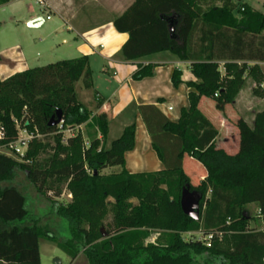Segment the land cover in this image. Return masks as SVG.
I'll return each mask as SVG.
<instances>
[{
  "label": "trees",
  "instance_id": "obj_1",
  "mask_svg": "<svg viewBox=\"0 0 264 264\" xmlns=\"http://www.w3.org/2000/svg\"><path fill=\"white\" fill-rule=\"evenodd\" d=\"M220 1L133 0L112 20L117 32L127 34L117 52L121 60L169 52L189 62V104L176 121L154 105L137 107L160 170L125 169V153L135 146L134 122L105 147L109 119L92 114L104 100L94 91L87 104L75 91L79 80L85 89L92 86L86 55L0 79V144L14 140L19 129L34 135L22 156L0 153V264H40L39 239L53 242L70 261L83 252L89 264H264V109L254 114L251 126L238 122L240 147L229 154L216 148L218 130L199 108L202 97L218 108L232 103L247 77L255 82L252 92L261 95L257 63L264 62V4L257 11L243 0ZM157 66L137 64L131 78L151 77ZM170 79L177 87L182 71L174 68ZM57 109L61 124L50 126ZM64 131H69L65 143ZM48 147L51 155L40 161ZM185 158L204 171L196 184L184 170ZM111 167L120 171L102 173ZM16 170L45 197L48 192L59 197L65 186L71 200L50 201L67 236L52 235L30 218L26 197L12 184ZM185 187L200 195L196 220L180 208ZM249 205L255 206L261 229L250 227ZM191 232L211 234L210 244L185 239Z\"/></svg>",
  "mask_w": 264,
  "mask_h": 264
},
{
  "label": "crops",
  "instance_id": "obj_2",
  "mask_svg": "<svg viewBox=\"0 0 264 264\" xmlns=\"http://www.w3.org/2000/svg\"><path fill=\"white\" fill-rule=\"evenodd\" d=\"M13 1L14 0H10L7 3ZM45 1L48 4L45 8L57 13L63 23L67 24V28L74 31L76 37H79L82 40V43L76 47L78 56L86 55L90 65L92 55L96 54L99 55L103 61L109 62V64L114 67V70L117 69L114 72L116 88L108 97H105L104 94L96 90L98 96L101 97L104 102L100 108L94 110L92 113L94 115L104 113L109 119L105 147H107L108 144L110 145L113 141H108V135L112 123L116 124L117 133L118 135H121L124 127L134 122L136 125L135 146L133 150L125 153V169L131 173L157 171L162 169L163 164L151 147L149 134L138 113L137 107L139 105H154L166 118L176 121L179 118L181 109L187 108L189 104L188 92L190 89L185 84V81L193 79L189 70V62L180 61L174 55L173 59L152 58V56H159V54L169 52L153 54L135 61H123L118 57L117 52L121 45L126 41L127 34L117 32L113 27L112 20L115 16L121 14L133 0H129L127 5L123 6L121 9L118 7H111L108 9L109 11L105 10L107 7H103L102 0ZM117 5L118 4H115V6ZM248 5L254 9L251 4ZM108 12L113 13L110 14ZM102 14H104V16L107 14L108 16L103 17ZM48 19H50V17ZM26 20L29 21L31 25L35 26H40L44 22V19L37 16L31 9ZM20 57H22L20 53H18V55L16 54L14 57L0 56V79L7 78L16 72L27 69L26 63L23 59H21V62H18ZM147 63L158 65L154 70V75L143 78L142 80H133L131 75L136 69V65ZM179 63H184L186 68L182 70L183 82L177 87H174L170 79L171 73L174 68H178ZM248 63L254 64L255 62ZM257 64L261 67V71L263 72V81L260 83V87L263 86L262 88H264V62H258ZM20 65H22L21 67L23 68H19ZM248 78L252 82V89L255 82L250 77ZM241 91L238 95H240ZM238 95L236 98L239 97ZM204 98L205 97H202L200 99L199 108L218 130V136L215 140L216 148H221L225 151V142H228V139L224 137L222 140L223 142H220L221 144L218 143L221 128H218L216 123H218L224 130L228 132L231 130L233 132H231V138L234 137V142L231 144H233L234 148L238 147V142L240 140L238 122L243 121L248 126H251L254 114L261 109H254L250 105L244 104L242 101H237V99H235V101L231 103V106L235 107L234 109L236 110V113L235 111L230 114L225 113V115L221 113L217 115L216 122H213V120L201 109L202 100ZM257 98L258 101H263L264 93ZM253 102L254 101H252V103ZM88 103H90V101H88ZM85 138H87V134ZM141 146L143 149H140ZM238 148L236 152L239 150ZM190 160L191 159L189 158L187 160L184 159V163ZM198 168L200 169L194 173V178H198L196 183H198V180L202 179L205 175L200 165H198Z\"/></svg>",
  "mask_w": 264,
  "mask_h": 264
},
{
  "label": "rangeland",
  "instance_id": "obj_3",
  "mask_svg": "<svg viewBox=\"0 0 264 264\" xmlns=\"http://www.w3.org/2000/svg\"><path fill=\"white\" fill-rule=\"evenodd\" d=\"M128 2L129 0H102V5L104 8L107 7V9H105L106 11H109L108 9L111 7H118L121 9L123 6H126ZM243 2L251 4L254 7V10H263L264 0H243ZM213 3L220 5L221 1L214 0ZM115 4L118 5L115 6ZM30 9L33 10L37 16L44 19L42 25H31V23L26 20ZM108 13L111 14L113 12ZM235 15H237L236 11ZM46 16H49L50 19H46ZM102 16L107 17L108 15L106 14L104 16V14H102ZM80 43H82V40L79 37H76L74 31L67 28V24L63 23L57 13L47 8H42L39 4L35 3L34 0H14L11 3L0 5L1 57H14L16 54L18 55V53H20L22 57L19 58L18 62H21V59H23L27 68L38 67L58 60L71 59L78 56L76 47ZM152 58L173 59L174 56L169 53H163L159 54V56H152ZM21 66L22 65H20L19 68H23ZM89 66L91 71V88L85 89L82 80H79L75 85L77 98L80 101H85L87 104L88 101H91L92 93L96 90L104 94L105 97L110 96L111 92L116 88L114 72L117 70H114V67L111 66L109 62L103 61L102 58L96 54L92 55ZM185 66L184 63H179L178 69L182 71L186 68ZM219 69L221 73H223V67L220 66ZM251 83V80L247 77L242 88L239 90V92L242 90L240 95H238L239 92L237 94L239 97L236 98V96L235 99H237V101H242L244 104L250 105L254 109L262 110L264 109V100L258 101L257 97L259 96L252 92ZM262 87L263 86L260 87L261 94L264 93V88ZM235 99L233 101H235ZM202 101L201 109L213 120V122H216L217 115L221 113L224 115L225 113L230 114L233 111L236 113V110L234 109L235 107L231 106V103L221 105V108H218L214 100L204 98ZM252 101L254 102L252 103ZM216 125L218 128H221L218 143L223 142V138L226 137L228 142H225V152L235 153L237 148L240 147V140L238 142V147L235 146L236 148H234L233 144H231L234 142V137L231 138L232 131L230 130V132H228L224 130L218 123H216ZM79 130L81 131L84 140H86V127L83 125ZM90 131L94 132V130ZM68 135L69 131L63 132V143L66 142ZM118 136L120 135L117 133L116 124L112 123L108 135V141L111 142L118 138ZM47 142H49L50 147L54 145L51 138H48ZM50 147L40 154V161L47 159L51 155L52 149ZM140 149H143L142 146ZM187 159L188 158H185V160ZM190 161L184 163V170L191 177L192 183L195 184L198 178H194V173L200 168H198V163L195 165L194 162ZM119 171V167H111L103 169L102 173L109 174ZM12 184L26 197V205L30 213V218L37 219L38 224L52 235L60 238L68 235L66 225L62 222L60 217L55 214L50 201L53 200L58 204H65L71 200V195L68 193L64 185L62 186L59 197L55 198L52 192H48L45 197L36 191L34 186L28 181L25 173L20 170L14 172ZM246 210L249 215L253 217L249 222L250 227L261 229L262 224L258 222L256 218L257 211L255 206L249 205ZM109 220L110 216L106 218L105 222H108ZM101 232L104 234L105 230L101 228ZM157 236L158 233L156 232L151 236V239H154ZM189 237L196 238L198 237V234H196V232H191L184 236L185 239ZM38 246L40 264H89L83 252H80L77 258L70 262V258L67 254L59 249L53 242L39 239Z\"/></svg>",
  "mask_w": 264,
  "mask_h": 264
},
{
  "label": "built area",
  "instance_id": "obj_4",
  "mask_svg": "<svg viewBox=\"0 0 264 264\" xmlns=\"http://www.w3.org/2000/svg\"><path fill=\"white\" fill-rule=\"evenodd\" d=\"M35 3L39 4L42 8L48 6L45 0H34ZM49 16H47V19ZM61 124V122L59 123ZM61 127V125H59ZM34 137L33 133L27 132L25 129H19L18 135L14 140L9 141L6 144H0V153H5L11 156H22L25 150L28 147L29 142ZM3 139V134L0 133V141ZM198 234L197 239H203L208 246L210 244L211 234L202 236L200 232H196Z\"/></svg>",
  "mask_w": 264,
  "mask_h": 264
},
{
  "label": "water",
  "instance_id": "obj_5",
  "mask_svg": "<svg viewBox=\"0 0 264 264\" xmlns=\"http://www.w3.org/2000/svg\"><path fill=\"white\" fill-rule=\"evenodd\" d=\"M61 122V111L57 109L55 114L50 117L48 125H57ZM200 195L195 191H189L187 187L182 189L180 195V208L182 212L192 219L199 217Z\"/></svg>",
  "mask_w": 264,
  "mask_h": 264
}]
</instances>
